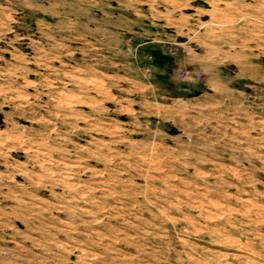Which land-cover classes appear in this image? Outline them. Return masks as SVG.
Returning a JSON list of instances; mask_svg holds the SVG:
<instances>
[{"label": "rangeland", "instance_id": "obj_1", "mask_svg": "<svg viewBox=\"0 0 264 264\" xmlns=\"http://www.w3.org/2000/svg\"><path fill=\"white\" fill-rule=\"evenodd\" d=\"M0 264H264V0H0Z\"/></svg>", "mask_w": 264, "mask_h": 264}]
</instances>
